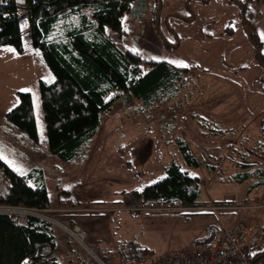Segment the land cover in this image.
I'll use <instances>...</instances> for the list:
<instances>
[{"label": "rangeland", "instance_id": "rangeland-1", "mask_svg": "<svg viewBox=\"0 0 264 264\" xmlns=\"http://www.w3.org/2000/svg\"><path fill=\"white\" fill-rule=\"evenodd\" d=\"M260 3L261 14L255 10ZM122 20L121 33H107L120 49L141 56L143 73L150 69L148 60L185 72L173 90L149 104L112 91L97 134L70 162L47 148L38 81L51 82L53 75L39 50L26 33L22 53L0 46V157L22 174L40 168L49 193L47 208L17 209L51 222L57 240L72 245L87 264L99 262L65 227L84 230V242L103 264H113L118 249L94 241L111 237L110 230L120 243L132 237L137 245L132 250L144 249V258L160 257L183 248L195 234L193 225L183 223L172 230L178 216L207 210L159 203L136 208L131 192L162 178L164 167L176 162L199 177L205 202L227 198L229 205L249 207L228 209L224 227L241 222L264 231V187L249 190V181L228 180L242 170L241 163L264 166V64L257 58V53L264 57V1L252 0L242 12L232 0H136ZM247 26L257 30L260 39L253 40L259 48L247 39ZM17 91L32 94L37 141L6 120L18 103ZM177 137L198 159L197 168L183 164ZM128 249H120L119 262L129 260Z\"/></svg>", "mask_w": 264, "mask_h": 264}, {"label": "trees", "instance_id": "trees-1", "mask_svg": "<svg viewBox=\"0 0 264 264\" xmlns=\"http://www.w3.org/2000/svg\"><path fill=\"white\" fill-rule=\"evenodd\" d=\"M136 0H0V46H12L18 53L25 49L26 33L31 46L39 50L53 75V81H38L45 139L49 152L63 161H73L98 132L101 114L111 108L112 92H122L145 104L151 103L160 92L173 90L185 68L164 61L148 60V72L143 73L144 60L140 55L120 49L107 31L122 32L123 16L130 12ZM237 2L238 0H232ZM245 9V3L240 2ZM251 38L256 47L257 43ZM259 48V47H258ZM258 61L264 57L257 53ZM18 103L6 113V120L32 141L39 138L32 94L17 91ZM183 164L197 168L199 161L180 138L175 139ZM241 171L228 176L235 183L249 181L248 189L264 186V166L241 163ZM165 175L131 192L135 206L205 204L197 175L171 162L164 167ZM0 174L5 190L0 193V205L41 210L49 205V193L40 168L22 174L0 157ZM264 196V195H263ZM264 198V197H263ZM230 204L219 201L215 204ZM138 209L134 213H138ZM260 230V229H259ZM262 241L264 239V231ZM218 230L208 227L195 243L207 248L214 244ZM262 241L259 243L261 244ZM258 244V245H259ZM127 245L133 264L144 258V249L134 242ZM250 248L248 258L253 264L264 258V249ZM49 254H53L49 257ZM97 254V253H96ZM99 255V254H98ZM99 257L104 261L101 255ZM106 263V262H105ZM0 264H64L56 251L54 228L51 222L27 215L18 223L6 212H0ZM107 264V263H106Z\"/></svg>", "mask_w": 264, "mask_h": 264}, {"label": "built area", "instance_id": "built-area-1", "mask_svg": "<svg viewBox=\"0 0 264 264\" xmlns=\"http://www.w3.org/2000/svg\"><path fill=\"white\" fill-rule=\"evenodd\" d=\"M5 190V182L0 174V193ZM17 206L0 205V212H6L18 223H24L27 215H21L20 211H26L24 208L17 209ZM197 208V207H196ZM197 209L216 211L224 209V206L210 205L199 206ZM20 215L19 218L16 214ZM15 214V215H14ZM66 230L74 234L83 244L89 255L93 259L100 261L92 247L85 242L86 233L84 230L74 227ZM222 237L209 248L177 250L167 253L161 257L148 258L140 260L133 264H253L249 261L248 254L251 247L257 246L262 241V233L254 226L241 222L234 223L230 227L222 225ZM52 257V256H51ZM101 262V261H100ZM256 264H264L262 262Z\"/></svg>", "mask_w": 264, "mask_h": 264}, {"label": "crops", "instance_id": "crops-1", "mask_svg": "<svg viewBox=\"0 0 264 264\" xmlns=\"http://www.w3.org/2000/svg\"><path fill=\"white\" fill-rule=\"evenodd\" d=\"M241 1L243 3H245V8H246L252 0H241ZM259 1L262 2L264 0H259ZM237 2H239V1H237ZM261 5L262 4L260 3L258 8L255 9L256 12H258L259 14H261ZM249 12H251V11L249 10ZM251 33H253L255 36H257L259 38L258 32H257V30L254 27L251 28ZM259 41L262 43L261 40H259ZM262 187H264V186H262ZM263 195H264V192L262 193V196ZM219 201H227V198H222L220 200H217L216 202H219ZM231 201H232V199H231ZM263 204H264V198H263ZM210 205H219V204H215L214 202H210V203L205 202V204H202V206H204V207L205 206H210ZM220 205L224 206V209H219L217 211H212V210L200 211V212L197 211V212H193V213H190V214H184L182 216H178L177 222L173 224V227H172L173 229L172 230H174V228H176L177 226L181 227L182 223H183V226L185 224H187V227H189V228L191 227V225H193V229L195 230V234H193L188 240H186V242H187L186 246H183V248H178V249L191 250V249H195V248H197V249H203V248L205 249V248H207L206 246L203 247V245H197V243H195V241H196L197 238H200L203 235H205L206 230L210 226H213L215 229L218 230V235H217V238H216V240L214 242V243H217L222 237V229H223L222 225L224 226V223H228L230 221L228 219V215H227L226 211L228 209H230V208H233L234 210H236L237 208H241V209L249 208L247 206L238 205V203L237 204H233V205L222 203ZM197 207H199V206H197ZM189 208L195 209V207H189ZM196 215H197L198 219H194V220L191 219V217H194ZM100 218H103V217H100ZM250 226H252V225H250ZM190 229H192V228H190ZM258 229H260V228H258ZM54 234H55V231H54ZM110 234H111V237H109L107 239H105L106 236H104V234H103L104 238L95 239V241H94L95 244L96 245L100 244L102 246H108L109 250H113V251L118 249V250H116L117 252L114 253V255H112V258L110 260L111 263H113V264H126V263L131 262L130 258H129L128 261H126V259L125 260H121V262H119L117 260V259H120V258L116 257V255L119 254L120 251H121L120 248H121L122 243H120L121 241L119 242V240H121V237L116 238L114 235H112L113 233H112L111 230L109 231V235ZM131 239H132V237L128 238L127 242L131 241ZM55 243H56L57 255L59 256V259L61 261H63L64 264H87V263L82 261V257L77 255L78 253H76L74 251L72 245H69V244L62 245L61 240H57L56 234H55ZM255 248H256V250L258 248H259V250H263L264 249V239H263L262 243L257 245ZM123 251L125 252L124 248H123ZM102 254L105 255L104 253H102ZM163 255H161V256H163ZM61 256H63V258ZM126 257H127V255H126ZM100 261L103 264V261L102 260H100ZM100 261H98V262L100 263ZM95 262L98 263L97 261H95ZM260 262L264 263V258L262 260L258 261V263H260ZM88 264H90V263H88ZM91 264H93V263H91Z\"/></svg>", "mask_w": 264, "mask_h": 264}, {"label": "water", "instance_id": "water-1", "mask_svg": "<svg viewBox=\"0 0 264 264\" xmlns=\"http://www.w3.org/2000/svg\"><path fill=\"white\" fill-rule=\"evenodd\" d=\"M238 3V5H240L241 7H242V12H244V7L241 5V3H239V2H237ZM242 22H243V24H244V19H242ZM245 32H246V35H247V39L249 40V42L250 43H253V41H252V38H251V27L250 26H247V27H245ZM177 44V43H176ZM254 44V43H253ZM256 47V46H255ZM257 48V47H256ZM257 52H258V50H257Z\"/></svg>", "mask_w": 264, "mask_h": 264}, {"label": "bare ground", "instance_id": "bare-ground-1", "mask_svg": "<svg viewBox=\"0 0 264 264\" xmlns=\"http://www.w3.org/2000/svg\"><path fill=\"white\" fill-rule=\"evenodd\" d=\"M10 206V205H9ZM35 209V208H34ZM31 212L30 211H20V214L21 215H26V214H30ZM31 214H34V213H31ZM29 216V215H28Z\"/></svg>", "mask_w": 264, "mask_h": 264}, {"label": "flooded vegetation", "instance_id": "flooded-vegetation-1", "mask_svg": "<svg viewBox=\"0 0 264 264\" xmlns=\"http://www.w3.org/2000/svg\"><path fill=\"white\" fill-rule=\"evenodd\" d=\"M243 6V5H242ZM168 46H173V45H171V44H169V43H166Z\"/></svg>", "mask_w": 264, "mask_h": 264}, {"label": "snow or ice", "instance_id": "snow-or-ice-1", "mask_svg": "<svg viewBox=\"0 0 264 264\" xmlns=\"http://www.w3.org/2000/svg\"><path fill=\"white\" fill-rule=\"evenodd\" d=\"M21 2H22V0H21ZM186 66V65H185Z\"/></svg>", "mask_w": 264, "mask_h": 264}]
</instances>
